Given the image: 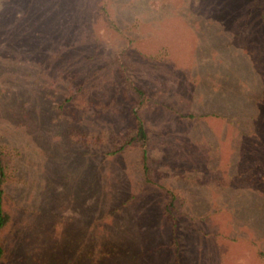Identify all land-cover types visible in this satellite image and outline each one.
<instances>
[{"label": "rangeland", "instance_id": "rangeland-1", "mask_svg": "<svg viewBox=\"0 0 264 264\" xmlns=\"http://www.w3.org/2000/svg\"><path fill=\"white\" fill-rule=\"evenodd\" d=\"M0 151V264H264V0H0Z\"/></svg>", "mask_w": 264, "mask_h": 264}, {"label": "trees", "instance_id": "trees-1", "mask_svg": "<svg viewBox=\"0 0 264 264\" xmlns=\"http://www.w3.org/2000/svg\"><path fill=\"white\" fill-rule=\"evenodd\" d=\"M131 89L132 92H134V94L137 97H140L139 101L137 102V106H140L142 104V100H143L142 97L144 93L142 92L141 89L135 86H132ZM131 117H132V126L129 130L130 138L127 142L129 144H138L142 148V152H141L142 171H143V175L145 176V180L148 181L147 178L148 170L146 167L147 158H146V149H145L147 143V136L143 126V122L141 120V117L138 115L137 110H132ZM120 147H122V145ZM4 180H5V164L3 162L0 151V232L3 230V228L7 225L9 221V215L2 206V195H3L2 185L4 183ZM2 252L3 251L0 243V257L2 256Z\"/></svg>", "mask_w": 264, "mask_h": 264}]
</instances>
